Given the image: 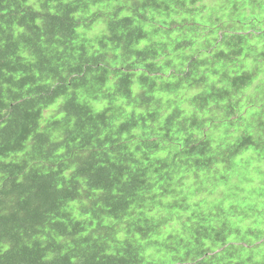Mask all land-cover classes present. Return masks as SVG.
<instances>
[{
    "label": "trees",
    "instance_id": "16d2710c",
    "mask_svg": "<svg viewBox=\"0 0 264 264\" xmlns=\"http://www.w3.org/2000/svg\"><path fill=\"white\" fill-rule=\"evenodd\" d=\"M0 264H264V0H0Z\"/></svg>",
    "mask_w": 264,
    "mask_h": 264
}]
</instances>
